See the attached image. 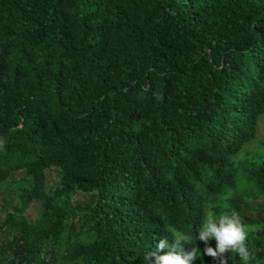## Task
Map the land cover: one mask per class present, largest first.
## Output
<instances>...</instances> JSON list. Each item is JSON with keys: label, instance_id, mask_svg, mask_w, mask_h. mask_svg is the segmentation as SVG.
<instances>
[{"label": "trees", "instance_id": "1", "mask_svg": "<svg viewBox=\"0 0 264 264\" xmlns=\"http://www.w3.org/2000/svg\"><path fill=\"white\" fill-rule=\"evenodd\" d=\"M262 117L264 0H0V264H146L209 210L264 264V160L233 162Z\"/></svg>", "mask_w": 264, "mask_h": 264}, {"label": "clouds", "instance_id": "2", "mask_svg": "<svg viewBox=\"0 0 264 264\" xmlns=\"http://www.w3.org/2000/svg\"><path fill=\"white\" fill-rule=\"evenodd\" d=\"M6 140L0 137V150L4 149ZM250 226L245 224L235 210L217 214L214 211L205 212L202 223L196 229V236L177 233L172 237L170 245L167 238H159L155 248L145 253L146 264H194L197 255H201L198 246L185 251V245L199 240L204 243L203 255L211 257L215 264H227L229 253H235L243 264L255 260V254L247 243ZM215 240V248L208 246Z\"/></svg>", "mask_w": 264, "mask_h": 264}, {"label": "rangeland", "instance_id": "3", "mask_svg": "<svg viewBox=\"0 0 264 264\" xmlns=\"http://www.w3.org/2000/svg\"><path fill=\"white\" fill-rule=\"evenodd\" d=\"M264 160V117L259 118L257 121L256 132L254 141L249 143L246 147L242 149V151L234 158V163L238 164H247L258 163ZM237 164V165H238ZM46 182L47 188L54 187L58 184L59 175L56 169L46 170ZM23 174L21 172H16L12 175L10 180L1 185L0 187V205L3 207L6 212H13L14 207H20V200L16 195L14 190L16 186H21L24 183ZM235 195H228L224 199L233 200L235 199ZM88 196L84 194H77L74 196L75 201L85 202L88 200ZM5 201H4V200ZM258 205H263L264 208V198L261 197L256 201ZM37 213V204H32L25 215L29 220H34L35 215ZM264 219V214L262 215ZM4 215L0 212V222L3 220ZM7 236L4 231L0 229V242H2ZM9 239V238H8ZM215 242V240H211Z\"/></svg>", "mask_w": 264, "mask_h": 264}]
</instances>
